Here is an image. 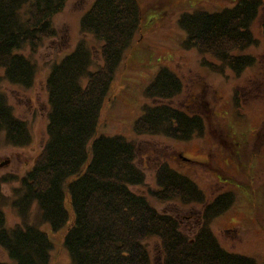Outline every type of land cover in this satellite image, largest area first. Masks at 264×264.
Returning <instances> with one entry per match:
<instances>
[{"label":"trees","instance_id":"16d2710c","mask_svg":"<svg viewBox=\"0 0 264 264\" xmlns=\"http://www.w3.org/2000/svg\"><path fill=\"white\" fill-rule=\"evenodd\" d=\"M67 1L0 0V85L6 81L24 89L33 87L38 67L22 52L29 48L34 54L56 36L53 19ZM229 1L231 6L216 12L200 7L183 12L177 20L185 34L182 48L220 62L221 68L210 65L218 73L228 67L239 77L249 68L256 69L254 83L259 88L264 55L255 57L246 51L259 44L252 27L264 1ZM154 14L151 10L144 24H150L146 27L151 33L160 16ZM143 20L139 0H94L81 18L80 31L99 43L102 65L95 66L94 52L84 39L52 67L45 83L47 141L12 203L22 217L37 206V218L28 217L22 225L9 228L1 207L5 198L0 195V249L11 264L50 263L53 243L42 225H49L54 233L67 228L64 244L70 264H152L145 245L150 238L160 243L161 264H257L224 249L210 228L230 208L231 195L221 194L206 205L203 224L191 237L176 218L155 209L148 196L132 191L146 184V174L137 164L136 144L120 135L96 137L112 84L138 41ZM183 85L171 70L160 69L144 95L162 102L144 106L134 125L137 136L162 135L183 142L204 137L202 113L165 103L181 94ZM4 95L0 90V132L7 133L9 143H30L26 123L15 117ZM243 97L236 92L238 106ZM156 183L149 195L159 203L178 200L187 206L206 201L205 191L168 163L159 166Z\"/></svg>","mask_w":264,"mask_h":264},{"label":"rangeland","instance_id":"374dc122","mask_svg":"<svg viewBox=\"0 0 264 264\" xmlns=\"http://www.w3.org/2000/svg\"><path fill=\"white\" fill-rule=\"evenodd\" d=\"M139 1L144 28L112 84L96 137L120 135L136 144L137 164L146 174V184L132 191L148 196L155 209L176 218L182 231L191 237L203 224L206 205L221 194L231 195L230 208L216 217L210 228L224 249L264 264V77L259 78L258 88L254 83L256 69L249 68L239 77L228 67L223 73L213 71L210 65L221 68V63L196 50H184L185 34L177 23L185 11L200 7L216 12L232 3L229 0ZM93 2L68 0L63 12L53 19L56 36L44 41L34 54L29 48L22 52L38 67L32 88L24 89L6 81L0 85L15 117L26 123L30 134V143L23 141L22 145H15L7 142V133L0 132V195L5 198L1 207L9 228L22 225L28 217L31 220L39 214L37 206H33L30 215L22 217L12 203L22 179L35 167L47 141L49 102L45 83L52 67L84 39L94 52L95 66L102 65L99 43L80 31L81 18ZM151 10L154 15H160L152 33L147 28L150 24L144 25ZM252 30L259 44L249 48L246 54L259 57L264 55V6ZM162 68L171 70L184 84L182 93L165 103L202 113L204 137L183 142L162 135H136L134 125L143 114L144 106L162 102L148 100L144 95ZM237 91L245 96L240 106L235 103ZM162 163L191 177L205 191V203L185 206L178 200L155 201L149 189L156 188V174ZM66 206L70 208L68 198ZM33 223L36 224V220ZM41 229L53 243L49 264H70L64 244L67 228L57 233L49 225H42ZM145 245L152 264H161L158 240L150 238ZM0 261L11 264L2 249Z\"/></svg>","mask_w":264,"mask_h":264}]
</instances>
